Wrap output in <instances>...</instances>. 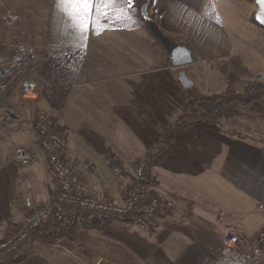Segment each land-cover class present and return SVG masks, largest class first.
Segmentation results:
<instances>
[{
    "label": "crops",
    "instance_id": "0c3cea01",
    "mask_svg": "<svg viewBox=\"0 0 264 264\" xmlns=\"http://www.w3.org/2000/svg\"><path fill=\"white\" fill-rule=\"evenodd\" d=\"M146 1L149 2L147 16L142 17L140 6ZM217 3L225 9L221 0H213V4H208V0H137L133 8L126 10L130 19H118L111 23L103 20L102 23L107 25L109 30L103 31L101 35L92 33L93 35L83 42L78 40L74 44H67L52 41L48 26L41 24L43 28L39 26L36 30L44 31L46 38L35 42L32 37L28 44L38 49L36 53L42 61L46 60V65L62 62L63 57L69 61H93L95 69H91V65L88 67L91 76L111 79L110 89L114 97L116 95L121 99L119 95L129 96L126 102L118 101L115 107L106 105L107 108L110 106L111 118L120 119L121 124L129 129L134 125L140 127L137 132L140 138L134 140L145 145L146 142L161 139L162 134L150 131L152 124H149L148 129L146 126L155 118L165 120L168 117L167 110L174 113L176 104L167 105L171 104V96L197 89L203 92L217 87L222 89L230 82L234 84L239 80L240 83H247L248 79L255 75L260 78L264 75V52H258L259 26L247 20V8L243 14L238 10L234 16H231L232 11L228 10L226 18H223L218 14ZM4 9L6 8H0L4 15L10 13ZM18 15L16 12L13 18H20ZM251 16H254L253 13L250 18ZM1 24L3 26L0 31L4 33L0 40V63L16 57L19 48L8 43L4 36L6 29L12 28L19 31V36L23 35L22 29H18L17 25L13 27L14 23L3 16L0 18ZM177 47H180V50ZM62 49L67 51L59 56L58 53ZM10 91L12 90L9 88L5 98ZM98 104L95 100L93 105ZM117 105L133 107L121 110V106ZM5 106L0 105V108L4 111ZM6 107L15 113L19 121L17 129L12 131H6L0 125L1 236L20 227L25 214V198L29 197L38 204L46 198V194L41 195L36 191L39 183L42 185L44 180L41 164L37 161L27 166L8 163L14 142L26 143L36 137L33 126L35 116L32 118L33 105ZM257 122L258 138L251 137L253 129L249 135H236L218 129L215 124L200 122L186 135L174 141L175 147L177 140L185 136L194 139L190 150L196 155L190 154L189 160L182 159L177 170L190 174L195 181V188L191 191L186 190L182 184L173 188L167 186L165 196L174 201L175 208L172 211L164 210L153 222L160 223L163 218L170 217L178 223H172V230L167 229L170 236L146 261H141L142 264H224L227 259L224 256L229 251L230 242L225 241V236L239 243L244 238L253 236L255 232L264 233V213L257 210V205L264 199L262 113L258 112ZM63 136L65 137V134ZM93 140L98 141L100 138L92 137L90 141ZM130 140L133 141L131 138ZM127 148H131L128 155L135 156L131 153L134 148ZM111 150L117 153L123 148ZM150 150H145L144 154H138L137 157L145 158ZM74 157L78 159L81 154H67L66 159L71 168L78 169L73 163ZM50 173L53 177L52 172ZM102 196L97 198L103 199ZM192 220H200L214 227L222 251L212 250L193 238L189 229ZM261 264H264V257Z\"/></svg>",
    "mask_w": 264,
    "mask_h": 264
},
{
    "label": "rangeland",
    "instance_id": "374dc122",
    "mask_svg": "<svg viewBox=\"0 0 264 264\" xmlns=\"http://www.w3.org/2000/svg\"><path fill=\"white\" fill-rule=\"evenodd\" d=\"M221 1L222 5L225 6V9L220 6V3H217L216 9L218 8V14L223 16V18H226L228 10L232 11L231 16H234V14L238 13V10L243 14L247 8V20L251 23L253 22L251 19L253 17L251 16L250 18V15L252 13L254 15L256 11L254 0H240V2H238L239 0ZM141 7L142 6H140V13ZM0 8H6L4 9L6 10L5 12H10L4 15L2 10H0V18L1 16L5 17L14 23L13 27H15L14 25H17L16 27L18 29L23 30V35L19 36V31H14L12 28L6 29L4 36L9 44L17 45L23 49L31 48V50L36 53L38 49H36L35 46L30 45V43L28 44V42H30V38L32 37L35 42H40L42 38H46L44 31L38 32L36 30L41 24H43L44 27L48 26L52 41L56 40L67 44H74L79 40L75 36V30L69 27L71 21L56 6V0H15V2L12 3H8V1L6 3L3 0H0ZM16 12L19 13L18 16H20L21 19L13 18V16L16 15ZM240 22L245 23L243 21ZM1 26H3V24H1L0 27ZM43 26L40 28H43ZM3 33V31H0V40L1 37L3 38ZM92 33L93 31L88 32L87 38L93 35ZM263 47L264 29L258 27L259 53L260 51L264 52ZM12 60L13 59L4 61L0 63V65L9 63ZM45 61L46 60L39 64L38 69L37 65L36 67L32 66L34 65V61L31 62V65L28 64V61L22 62V65L19 67V69L21 68L22 70L24 67H32L33 71L20 73L19 69H14V72L11 73L13 85L10 89L12 91L9 92L6 97L7 99L3 97V103L0 102V105H33V119L34 116L40 112L59 116L60 131L63 135L65 134L67 139H65L67 141V154L70 155L75 153V156L77 152L78 154H81V157L78 159H75V157L73 158V163L78 169H72L87 181L86 186L88 194L95 197L97 195V197L103 195V199L108 200L119 199L122 197L125 189L136 181L137 168L145 162L144 157H137V155L140 154L141 156L142 153L144 154V151L148 149L155 150L158 140H154L151 143L146 142L145 145L143 142L135 141V138H140L137 134L140 127L137 128V126L134 125L129 129L124 124H121L120 119L111 118V114L109 113L110 106L115 107L118 101L126 102L129 99V96L127 94L119 95L121 99H118L115 95V98L110 89L111 79H101L91 76L92 73L88 67L91 65V69H95V63L93 61L91 63H88L87 61H74L76 64L73 62V65L75 66H73V68H70L69 64L65 65L60 62H53L50 63V65H46L47 63ZM42 70L45 74H54L55 78L53 81L58 84L62 81L67 82V88L59 100L57 97L48 98L44 95V86L41 89L39 88L40 90L36 98L31 99V94L24 97V94L28 91L27 89H29L28 83H32L34 88H38L35 79L37 80V78H39L40 80H44L45 74L42 73ZM0 78L2 79L4 77ZM237 82L238 83L234 84L230 82L227 84V87L222 89H220L221 87H217L216 89H211L207 92H203L199 89H197V91L205 96L218 95L222 93L220 90L224 92L229 86L232 87L236 93L242 94L247 85L257 84L262 82V80L259 75H255L248 79L247 83L246 81L240 83L239 80ZM201 89L203 88L201 87ZM55 94H58L57 90L55 91ZM170 98L171 104L167 105L176 104V110H174V113L167 110L168 117L165 120L160 117L155 118L148 123V126H146L148 129L149 124H152V129H150V131H152V133L158 132L160 135L162 134L161 137L164 133L163 129L183 113V105L188 98V93L185 94L184 91L182 95L177 94ZM95 100L98 101V105H93ZM106 105H110L108 106L109 108H107ZM6 106L4 111L0 108V114L2 117H5V119H8V121L13 123V126H7L1 122L0 125L6 131L16 130L19 119L15 113ZM117 106H121L119 108L121 110L133 107V105ZM258 112L262 113L264 116V94H262L258 101L251 104L238 102L228 104L214 117L210 116L206 119L201 118V122L210 125L215 124L218 126V129L236 135H249L250 130L253 129L256 133L252 130L251 137L258 138ZM147 120L149 121V119ZM132 132L134 133V136H132ZM92 137L100 138V140L96 141V139L90 141ZM130 138L133 139L132 142ZM23 144H25V142H14L13 150L17 145ZM147 144H149L150 147ZM193 144L194 139L191 140L187 136L178 139L172 153L167 155L153 168L151 172L153 184L151 190L153 189L158 197L170 200L174 203L172 199L165 196L164 191L167 186L173 188L177 187L176 185L178 184H182L183 187H186V190H194L195 181H193L191 175L186 174L185 172L181 173L177 170L180 167V161L182 159L189 160L190 154L196 155L193 150H190V147H193ZM96 146H98L97 149ZM111 147L120 148V150L123 148L122 151L117 152L123 155L115 153V151L111 150ZM127 147L134 148L131 153L135 154V156L130 157V155H128L130 154L129 149L131 148ZM103 148H106V150ZM68 165L70 166V164ZM113 166L121 170L120 175L114 174L112 171ZM41 167L42 173H44V180L42 185L39 183L36 191L43 195L46 194L45 191L47 188L48 191L51 190V187L54 186V181L52 180L53 177L50 173V166L48 164H41ZM201 181L202 179H200V182ZM99 192L102 194H99ZM258 205L257 210L264 213L263 210L258 208ZM169 218H163L160 223L157 222L159 225L152 222L145 230H139L134 225H131L130 227L132 231L139 232L141 236L152 242L158 233L164 231L167 232V229H171L170 227H173V224L178 223L176 222V219ZM170 224L171 226H169ZM81 232L83 235L80 240L74 242L59 239L54 244L48 246H41L38 244L32 245L29 253L19 264H142L136 256L122 245L113 242L108 238H104L98 232L86 231V233H84V231H80V233ZM257 233L258 232H255L253 234L254 237L250 235V237L247 239L244 238V240L239 241V243H236L233 239L225 236V241L230 242H228L229 251H227L224 256L227 259L224 260L223 263L261 264V260L264 257V242H262L263 244H260L261 241L259 239H257V241L254 240V242L250 240L251 238H255Z\"/></svg>",
    "mask_w": 264,
    "mask_h": 264
},
{
    "label": "built area",
    "instance_id": "2783aa9c",
    "mask_svg": "<svg viewBox=\"0 0 264 264\" xmlns=\"http://www.w3.org/2000/svg\"><path fill=\"white\" fill-rule=\"evenodd\" d=\"M65 52L62 49L58 55L61 56ZM25 61H28L29 65L34 61L32 66L36 67L37 65V69L43 62L31 48L19 47L16 57L11 62L0 65V77H10L13 70L19 69L22 62ZM29 71H33V68L19 69L20 73ZM35 81H37L38 88H34L32 83H28L30 90L27 89L24 97L28 94L32 95L31 99L37 97L39 90L44 86V80L37 78ZM7 86L6 80H0V97ZM58 117L45 112L37 113L33 124L36 137L23 145H17L9 159L8 163L20 166H27L33 161L48 164L53 175L54 186L50 191L46 189V198L41 204L34 202L29 197L24 199L25 214L20 227L0 236V264L21 256L29 245L30 235L34 232L43 233L45 224L50 220L57 225L64 226L68 224L71 215L104 216L131 220L135 227L144 230L162 208L173 210L175 207L172 201L158 196L149 197L147 201H143V194L150 190L144 186L143 164L137 168L135 187L129 185L119 199H100L88 194L83 177L66 162L67 143L60 131ZM0 122L7 126H13V123L2 117L1 114ZM112 171L115 175L121 173V170L114 166ZM258 208L264 211V199ZM258 239L261 241L260 244H263L264 233L260 234Z\"/></svg>",
    "mask_w": 264,
    "mask_h": 264
},
{
    "label": "trees",
    "instance_id": "16d2710c",
    "mask_svg": "<svg viewBox=\"0 0 264 264\" xmlns=\"http://www.w3.org/2000/svg\"><path fill=\"white\" fill-rule=\"evenodd\" d=\"M252 21L254 22L253 18ZM73 62L74 61H69L66 59V57H63L62 62L60 63L66 65L69 64L70 68H73ZM42 73L45 74L43 70ZM54 78V74L52 73H46L44 75L43 93L48 98L57 97L59 100L67 88V82L62 81L59 83V85L53 81ZM0 80H6L8 84L5 93L3 92L2 96L0 97V102L3 103V97H5L9 91V88L13 85V78L10 76L8 78H0ZM56 90L58 94H55ZM262 94H264L263 82L247 85L245 91L242 94L236 93L232 87L229 86L224 92L218 95L216 94L209 96H205L198 93L197 91L190 90L188 92V98L183 105V113L167 127L163 133V136L157 142L156 149L151 150L144 158V186L150 188V190L143 194V201H147L149 197H157L155 191L153 189L151 190V187L153 186L151 172L153 168L157 166L159 162H161V160L172 153L174 141L178 137L186 135L188 132H190L194 125L201 122V118L206 119L210 116L214 117L217 115L224 106L235 102L251 104L255 101H258ZM135 184V182L132 183L134 187ZM164 210L172 211L168 208H162L158 215L164 212ZM155 218H153L147 226H150L149 224H151ZM131 225H133L131 220L92 215H85L81 217L80 214L71 215L68 224L64 226L57 225L55 222L50 220L45 224L43 233L34 232L30 235L29 247L23 251L21 256L15 259H10L2 264H19L29 253L30 247L34 244L48 246L54 244L59 239H65L71 242L80 240L83 235V233H80V231H84V233H86V231H96L104 238H108L113 242L122 245L143 262L146 261L169 236V233L166 231L160 232L151 242L145 237L141 236L139 232L132 231L130 227ZM189 229L192 232L193 238L197 242L207 246L212 250H216L218 252L222 251L221 242L219 241V238L214 231V227L211 224L200 220H192L189 223ZM261 233H257L255 235L256 237L251 238L250 240H252V242H254V240L257 241Z\"/></svg>",
    "mask_w": 264,
    "mask_h": 264
},
{
    "label": "snow or ice",
    "instance_id": "6c2138e0",
    "mask_svg": "<svg viewBox=\"0 0 264 264\" xmlns=\"http://www.w3.org/2000/svg\"><path fill=\"white\" fill-rule=\"evenodd\" d=\"M136 3L137 0H56V6L71 21L69 27L75 30V36L81 42L87 40L90 28L95 35L109 30L103 20L111 23L118 19H130L126 10ZM256 3L258 7H264V0H256ZM208 4H213V0H208Z\"/></svg>",
    "mask_w": 264,
    "mask_h": 264
},
{
    "label": "water",
    "instance_id": "95a60500",
    "mask_svg": "<svg viewBox=\"0 0 264 264\" xmlns=\"http://www.w3.org/2000/svg\"><path fill=\"white\" fill-rule=\"evenodd\" d=\"M148 1L142 4L141 7V14L142 16L146 17L147 16V7H148ZM255 6H256V11L254 13L253 19L254 22L262 29H264V7H258L256 0H254ZM178 50H180V47H177ZM182 52V51H181ZM261 80L264 84V75L261 76Z\"/></svg>",
    "mask_w": 264,
    "mask_h": 264
}]
</instances>
